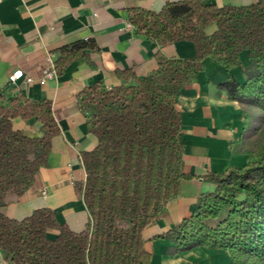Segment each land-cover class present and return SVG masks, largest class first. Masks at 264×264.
Masks as SVG:
<instances>
[{"label":"trees","instance_id":"1","mask_svg":"<svg viewBox=\"0 0 264 264\" xmlns=\"http://www.w3.org/2000/svg\"><path fill=\"white\" fill-rule=\"evenodd\" d=\"M134 30L161 45L189 40L191 58L155 54L156 67L136 76L118 70L120 82L84 87L78 105L94 147L80 151L85 179L77 185L88 212L81 230L69 228L47 207L22 219L6 213L47 163L50 137L58 126L48 100L0 93V253L8 264H147L142 231L164 202L178 194L184 143L176 93L203 68L206 56L227 70L248 52L253 71L243 84L231 76L221 83L231 99L264 111V0L248 5L203 4L199 0L165 3L158 10L131 8ZM216 24L212 34L204 28ZM92 39L59 49L56 72L85 49ZM14 118H35L36 134L14 128ZM260 159L244 166L210 173L211 189L200 194L196 210L172 229L155 235L179 248L196 245L226 247L231 264H264V145ZM54 231L53 237L48 233Z\"/></svg>","mask_w":264,"mask_h":264},{"label":"crops","instance_id":"2","mask_svg":"<svg viewBox=\"0 0 264 264\" xmlns=\"http://www.w3.org/2000/svg\"><path fill=\"white\" fill-rule=\"evenodd\" d=\"M172 1L178 0H0V93L4 98L20 95L48 100L58 126L50 137L47 163L39 169L35 182L19 200L7 204L10 217L22 219L47 207L58 222L74 230L85 228L88 212L77 189L85 179L80 151L92 149L96 138L78 105L79 94L95 83L110 87L120 82L118 70L127 69L136 76L149 73L156 67L158 51L167 58L193 57L195 47L189 40L161 45L126 28L129 9L158 10ZM199 1L240 6L256 0ZM216 27L213 22L204 31L209 35ZM82 39H92L95 48L83 50L61 73L41 84L38 79L45 54L56 59L61 47ZM239 59L238 65L227 70L214 57L206 56L202 70L176 93L184 177L178 194L164 202L142 231L143 248L150 254L147 264L232 263L226 247L201 244L182 249L170 238L154 236L172 229L196 210L200 194L212 187L210 173L257 160L245 145L251 134L245 104L231 99L221 86L229 76L243 84L251 74L253 65L246 50L240 52ZM16 69L31 81L22 77L12 82L9 76ZM12 124L30 134L38 130L35 118H14ZM54 235V231L48 233ZM0 264H8L1 253Z\"/></svg>","mask_w":264,"mask_h":264},{"label":"rangeland","instance_id":"3","mask_svg":"<svg viewBox=\"0 0 264 264\" xmlns=\"http://www.w3.org/2000/svg\"><path fill=\"white\" fill-rule=\"evenodd\" d=\"M244 109L245 114L249 117V131L251 133L245 141V145L250 148L251 154L259 160V152L264 145V111L259 107L248 104H245Z\"/></svg>","mask_w":264,"mask_h":264},{"label":"built area","instance_id":"4","mask_svg":"<svg viewBox=\"0 0 264 264\" xmlns=\"http://www.w3.org/2000/svg\"><path fill=\"white\" fill-rule=\"evenodd\" d=\"M126 28L134 29V25L131 24L130 22H128L126 24ZM41 71H42V75L38 79L41 84L45 83L46 80L53 78L57 74L56 66H55V59H54V57H53V55L51 53H46L45 54ZM22 77H24L27 82L31 81L30 77L23 75V71L21 69L14 70L10 74L9 79L12 82H14L15 80H17L19 78H22ZM69 183L74 184V181L72 179H70ZM42 195L43 196L46 195V191L45 190H42Z\"/></svg>","mask_w":264,"mask_h":264}]
</instances>
